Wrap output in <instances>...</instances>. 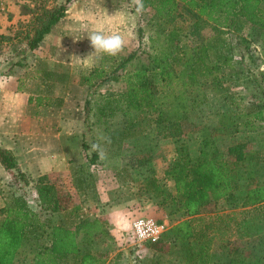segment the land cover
<instances>
[{
	"label": "rangeland",
	"instance_id": "obj_1",
	"mask_svg": "<svg viewBox=\"0 0 264 264\" xmlns=\"http://www.w3.org/2000/svg\"><path fill=\"white\" fill-rule=\"evenodd\" d=\"M63 2L0 0V34H13L18 22L28 18L21 4L52 8ZM150 19L148 8L137 16L131 0H72L38 47L25 55L19 53L26 47L23 40L0 39V146L16 155L21 169L32 180L45 174L61 195L71 196L78 216L103 222L108 235L97 237L92 249L102 254L104 264H184L180 243L163 238L157 251L152 242L136 244L134 240L130 224L135 217L165 220L163 234L178 219V214L169 212V206L160 203L161 196H155L145 183L154 176L171 188L173 182L164 170L174 159L175 149L184 145L195 156L204 127L212 132L222 158L227 157L230 144L244 142L247 151L255 152L260 159L254 157L240 168L241 179L229 199L210 201L199 217L215 222L211 264H233V255L243 264H264V203L252 211L241 202L247 188L264 183V122L247 130L240 125L241 118H235L240 116L239 108L249 102L264 107V95L257 89L259 83L264 85L259 75L264 73L261 30L246 23L240 33L226 31L214 38L213 44L225 41L233 46L234 63L221 69L217 81L203 79L189 89L196 108L192 117L183 121L179 137L155 138L152 129H145L133 137L114 140L112 136L122 130L125 117L117 113L105 121L98 111L105 96L124 89L122 81L112 79L105 80L92 95L89 129L85 125V101L90 90L81 78L100 65L108 68L137 48L147 50L148 36L154 30L148 25ZM138 26L143 28L141 41ZM101 27L105 33L118 31L125 37L126 46L118 55L93 52L87 35ZM213 35L214 30L208 26L198 39L189 34L181 36L180 42L189 45ZM76 56L87 58L81 61ZM101 134L111 138L110 144L101 142L107 158L97 157L92 163L89 159L94 151L90 145ZM82 142L89 143V148L84 149ZM0 177L5 183L11 180L1 165ZM28 192L29 204L35 207L31 197L34 189ZM68 213L55 214L54 218L69 221Z\"/></svg>",
	"mask_w": 264,
	"mask_h": 264
},
{
	"label": "trees",
	"instance_id": "obj_2",
	"mask_svg": "<svg viewBox=\"0 0 264 264\" xmlns=\"http://www.w3.org/2000/svg\"><path fill=\"white\" fill-rule=\"evenodd\" d=\"M71 1L64 0L52 8L21 4L28 18L18 22L19 28L13 34H0V39L23 40L26 47L19 53L25 55L38 47L65 15ZM261 2L144 0L145 9L148 8L151 14L148 25L154 27L148 36L149 48H137L108 68L100 65L81 78L90 90L85 101L87 129L90 127L92 95L105 80L112 79L122 81L124 89L105 96L98 104V111L101 117L105 116V121L117 113L125 117L122 130L112 136L114 140L133 137L145 129H152L155 138L179 137L183 132V121L192 117L196 108L188 94L189 89L203 79L217 81L221 69L234 63L233 46L225 41L213 44L214 38L221 37L226 31L240 33L246 23L264 33ZM178 20L187 24L178 25ZM208 26L215 36L189 45L181 44V36L190 34L198 39L199 33ZM137 32L141 41L142 26H138ZM212 50L215 52L211 53ZM259 75L264 78V73ZM257 89L264 95V85L259 83ZM239 109L240 116L235 118H241L240 125L247 130L264 122L263 105L249 102ZM200 134L195 156L184 145L175 149L174 159L164 170L165 176L173 182L171 188L163 186L154 176L145 183L155 196H161L160 203L169 206V212L178 214L169 232L151 246L159 251L163 238L180 243L184 264H211V234L215 222L214 219H201V209L210 201L229 199L241 179L240 168L254 157L260 159L255 152L247 151L244 142L230 144L227 157L222 158L212 132L204 127ZM82 146L88 149L89 143L82 142ZM97 157V153L92 152L89 161L93 163ZM0 165L11 175V180L6 183L0 177V264H104L102 254L92 249L97 237L108 235L100 219L78 216L71 196L61 195L45 174L32 180L21 169L16 155L2 146ZM29 188L34 189L31 197L35 207L29 204ZM241 202L242 206L257 211L264 203V183L247 188ZM62 212H69L66 218L69 221L54 218ZM27 250L28 254H25ZM232 257L233 264H243L239 257Z\"/></svg>",
	"mask_w": 264,
	"mask_h": 264
},
{
	"label": "clouds",
	"instance_id": "obj_3",
	"mask_svg": "<svg viewBox=\"0 0 264 264\" xmlns=\"http://www.w3.org/2000/svg\"><path fill=\"white\" fill-rule=\"evenodd\" d=\"M131 6L134 8L137 16L143 15L145 11L144 0H131ZM87 38L90 41L91 47L94 49L93 52L97 54L116 56L121 51H123L126 46V39L120 32L116 31L105 33L102 27L91 31L87 35ZM91 54H89L87 57H89ZM78 58L81 61L85 59L80 57ZM101 142L104 144H110L111 138L101 134L97 137V140L90 145V148L91 151H94L98 154V158L100 160H105L107 158V152L105 148L102 147Z\"/></svg>",
	"mask_w": 264,
	"mask_h": 264
},
{
	"label": "built area",
	"instance_id": "obj_4",
	"mask_svg": "<svg viewBox=\"0 0 264 264\" xmlns=\"http://www.w3.org/2000/svg\"><path fill=\"white\" fill-rule=\"evenodd\" d=\"M166 221L159 222L153 217L138 216L131 221V232L136 244L154 242L165 232Z\"/></svg>",
	"mask_w": 264,
	"mask_h": 264
},
{
	"label": "crops",
	"instance_id": "obj_5",
	"mask_svg": "<svg viewBox=\"0 0 264 264\" xmlns=\"http://www.w3.org/2000/svg\"><path fill=\"white\" fill-rule=\"evenodd\" d=\"M3 8V7H2ZM0 9H1V7H0ZM1 12V11H0Z\"/></svg>",
	"mask_w": 264,
	"mask_h": 264
}]
</instances>
